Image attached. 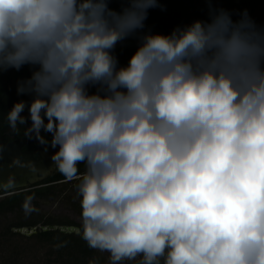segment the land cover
Returning a JSON list of instances; mask_svg holds the SVG:
<instances>
[{"label":"clouds","instance_id":"clouds-1","mask_svg":"<svg viewBox=\"0 0 264 264\" xmlns=\"http://www.w3.org/2000/svg\"><path fill=\"white\" fill-rule=\"evenodd\" d=\"M112 2L0 0V72L31 70L9 127L56 149L110 264H264V27L210 7L151 32L160 0Z\"/></svg>","mask_w":264,"mask_h":264},{"label":"flooded vegetation","instance_id":"flooded-vegetation-1","mask_svg":"<svg viewBox=\"0 0 264 264\" xmlns=\"http://www.w3.org/2000/svg\"><path fill=\"white\" fill-rule=\"evenodd\" d=\"M213 1L214 0H212L210 5L208 0H160L159 7L152 9L149 12L148 19L145 22V31L170 33L177 26L188 25L197 19L206 20L208 18L209 8L213 5ZM220 2L222 3V6L224 5L229 10L232 7L238 6V4L231 5L226 0H220L219 3ZM236 3L240 4L239 0H236ZM258 5H264V3ZM110 6L119 10L124 6V4L121 2V0H113ZM254 7L244 8L249 9ZM137 44V37H131L117 44L114 54L117 56L121 65H125L128 62V59L134 53ZM30 73L31 70L28 66L23 67L19 72L14 69L0 72V171L2 172L0 181H6L9 176H13L15 178L14 184L7 186L0 184V238L9 235V240H7L8 243L9 241L10 243H12V241L14 242L15 239L5 231L7 228H11L13 231L18 232L16 231L18 228H33L39 226L28 227L21 224L3 225L1 215H3L4 210H11L14 206L16 207V205L19 206L16 209L24 210L30 203L33 207L38 206V195H41L42 193H51L58 186L77 181H68L65 177L53 179L52 177L60 174L53 167V162L51 160V156L56 149H53L51 146L46 147L34 137L29 138L25 136L24 126H20L19 132H14L8 125L6 117L13 104L20 100H31L30 96L18 95L16 90L18 81L27 78ZM4 80H7V89L3 91ZM22 114L27 117V109H25L24 113ZM28 123L30 124L31 122L29 121ZM42 134L45 135L49 140L51 139L50 134ZM13 150L15 153H17L19 150L22 154L32 156V161L34 162L44 161L45 158L50 160V165L44 168L46 173L43 174L42 172H38L39 177L42 178L34 182H30L27 179L25 185H21L20 187V184L23 183V181L17 173L15 164H13L11 160H7L6 162L3 160L4 154H6L8 157L9 155L13 154ZM81 171H83V166H81ZM29 197L32 198L30 201L28 199ZM48 199L52 200L54 197L49 196ZM11 200H13V202H11ZM65 225H74L81 228V224L78 222L71 221L67 222V224H64V226ZM60 226H62V224ZM5 239L6 238H3L4 241Z\"/></svg>","mask_w":264,"mask_h":264},{"label":"rangeland","instance_id":"rangeland-1","mask_svg":"<svg viewBox=\"0 0 264 264\" xmlns=\"http://www.w3.org/2000/svg\"><path fill=\"white\" fill-rule=\"evenodd\" d=\"M220 1V0H219ZM218 0L213 1L212 8H224L229 10ZM247 10L249 15L257 22L258 25L264 27V5H258L254 8L232 7L229 11L234 15ZM77 183L64 184L58 186L51 193H42L37 197L38 206L33 207L30 203L24 210L12 208L4 210L2 217L3 225H23V226H46L47 224L64 225L67 222H78L80 219V205L77 194ZM47 194V195H46ZM49 196L54 199H48ZM71 224V223H69ZM27 236V235H24ZM33 236V235H32ZM8 237V239H7ZM3 238H6L5 241ZM17 240V238L8 243L9 235L0 238V264H44L46 257L45 245H39L36 238L27 239L25 237ZM97 256L103 260V264H110V256L108 253H102L95 250ZM20 256V259L16 258ZM16 258V259H15ZM140 257L136 260L126 261L125 264H139Z\"/></svg>","mask_w":264,"mask_h":264},{"label":"trees","instance_id":"trees-1","mask_svg":"<svg viewBox=\"0 0 264 264\" xmlns=\"http://www.w3.org/2000/svg\"><path fill=\"white\" fill-rule=\"evenodd\" d=\"M226 1L231 5L238 4L240 7H254L264 3V0H239L240 4L236 3V0ZM3 83L4 91L7 89V80H4ZM52 178L59 179L64 178V176L57 174ZM5 231L14 239H21L18 237H25L27 239L36 238V242L39 245H45V248L48 247L44 264H103V260L97 256L94 249L87 245L86 241L82 239L81 234H66L60 230H49L40 231L33 236H24V234L15 232L11 228H7ZM20 256H17V258L20 259Z\"/></svg>","mask_w":264,"mask_h":264},{"label":"water","instance_id":"water-1","mask_svg":"<svg viewBox=\"0 0 264 264\" xmlns=\"http://www.w3.org/2000/svg\"><path fill=\"white\" fill-rule=\"evenodd\" d=\"M13 154L8 157L4 154L3 160L6 162L7 160H11L13 164H15V168L17 170L18 175L22 179L23 183L21 185H25L27 179L30 182L38 181L42 177H39L38 172L46 173L44 168L50 165V160L44 159V161H32V156L27 154H22L19 150L17 153L12 151ZM2 172L0 171V176ZM45 176V175H44ZM49 230H60L62 233L72 234L77 233L80 234V228L74 225H47L41 227H33V228H18L16 231L23 233L25 235L31 236L37 234L40 231H49Z\"/></svg>","mask_w":264,"mask_h":264}]
</instances>
